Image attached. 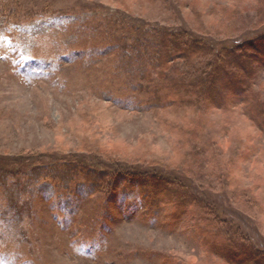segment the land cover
Here are the masks:
<instances>
[{
  "label": "rangeland",
  "instance_id": "374dc122",
  "mask_svg": "<svg viewBox=\"0 0 264 264\" xmlns=\"http://www.w3.org/2000/svg\"><path fill=\"white\" fill-rule=\"evenodd\" d=\"M124 19L222 52L264 33V0H0V264H264V66L228 69L248 107L228 80L161 90L101 55ZM56 162L92 168L39 169Z\"/></svg>",
  "mask_w": 264,
  "mask_h": 264
},
{
  "label": "trees",
  "instance_id": "16d2710c",
  "mask_svg": "<svg viewBox=\"0 0 264 264\" xmlns=\"http://www.w3.org/2000/svg\"><path fill=\"white\" fill-rule=\"evenodd\" d=\"M112 15L113 14H111L110 16L112 17ZM66 18L70 21H72L73 19L74 21L80 20L79 18H72V16H67ZM61 20L64 19L62 18ZM124 22L126 23L124 25H127L130 31H127L122 35L119 34L118 31L114 32L112 30L113 26L111 29L110 26L114 25L111 24V20L107 22V26L105 27L103 33L105 34L106 30H110V32L112 33L111 36L113 37L112 41H114V45L105 50V53L101 54L102 56L119 54L121 60L119 64L123 66L126 65L130 70H134L136 73H139V77H145L149 74V72L152 71L153 74H156L159 77L157 81L158 85L161 87V90L164 89V86H162L163 84L166 86L169 85L172 88V85L184 87L187 91L188 88L194 90L203 87V90L205 92L208 90L211 93L217 94L219 92L215 87L216 84L218 82L222 83L224 80H228V84L231 88L228 89L225 86L223 87L224 91L231 90V94L235 95L237 98L240 97L242 99V104L247 107L250 106L253 102L252 100H250V96L248 95L249 91L247 90L249 86L247 85L246 88L243 89L240 85L241 81L238 79V76L234 75V73L229 72L228 69L234 70L236 72L240 69L239 71L243 70V73H245L246 75L250 74L246 69L240 68L241 64L243 63L242 59L245 60V62L248 61L250 65L258 66L261 64L262 66H264V33L260 34V36L251 35L249 39L246 38L243 41L241 40L240 42L237 41L230 48L223 47L221 49V52L219 50H216L215 44H211L207 40L189 34V32L182 27L170 28L165 27L164 25H157L152 28H145L142 25L140 26L139 24H135V22L128 19H124ZM263 31L264 30H261V32ZM177 44H179V46H177ZM106 45L107 44L103 46ZM253 48L256 49L257 52H259L261 55L259 56V54L257 55L250 53L251 49ZM199 52H215L216 57L214 56L212 59L206 60L204 62H195V60L194 64L189 67L186 65L181 66L180 64L175 63L179 59L187 62L191 56ZM220 53H222L227 58L223 59ZM167 68L169 71L165 72L164 70ZM175 72H178L180 73V75H182L180 80H176L175 77H173ZM170 76H172L173 78H171ZM181 92L182 91L180 90V93ZM212 101L211 103L217 106L215 99H213ZM165 106L166 105H162L159 108H165ZM58 164V162L50 163L40 168L37 166V168L47 169L56 168L57 166H64L67 169L83 171V173L92 168V166L87 165L86 163L82 165L73 162H62L59 165ZM5 167V164L0 163V172H3ZM35 169L33 170V173L36 171ZM14 172H18L21 174V170L18 169ZM101 172L102 173L99 172L98 174L99 177H104L105 172ZM3 173L7 175L9 171L5 170ZM128 174L129 173H123L122 171L121 173L116 172L113 176H133ZM141 177L146 178V175H141ZM154 178L159 179L160 181L165 180L156 176ZM166 178L169 179L168 176H166ZM59 179H62V186H64L63 188L68 189L67 187L70 185L68 184L69 181L63 179V177ZM173 179H176L180 184H183V186L187 187L186 182L182 179H179L177 177H173ZM0 180L4 181V178H0ZM30 182L31 181H27V184L31 185ZM41 189H43V187ZM197 190L198 196L200 194L202 195V197L200 196L198 198L205 199V197H203L205 193L201 192L204 189L201 187H197ZM11 202L12 206L10 205L8 206V208H11V211L15 214H20L23 216L24 212L29 211L31 208V203H27L18 198H15V201L12 200ZM246 247L250 248V246L248 245H246ZM254 253L256 254V257L264 256V252H259L258 250H255ZM262 260L264 261V259Z\"/></svg>",
  "mask_w": 264,
  "mask_h": 264
}]
</instances>
